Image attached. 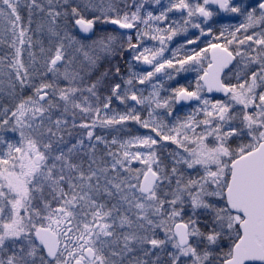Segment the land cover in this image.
I'll return each instance as SVG.
<instances>
[{
    "label": "snow or ice",
    "instance_id": "6c2138e0",
    "mask_svg": "<svg viewBox=\"0 0 264 264\" xmlns=\"http://www.w3.org/2000/svg\"><path fill=\"white\" fill-rule=\"evenodd\" d=\"M0 264H264V0H0Z\"/></svg>",
    "mask_w": 264,
    "mask_h": 264
}]
</instances>
